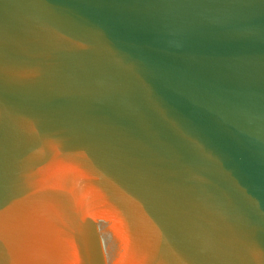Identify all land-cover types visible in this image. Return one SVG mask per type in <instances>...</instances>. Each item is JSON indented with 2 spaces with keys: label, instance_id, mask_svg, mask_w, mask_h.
<instances>
[{
  "label": "water",
  "instance_id": "obj_1",
  "mask_svg": "<svg viewBox=\"0 0 264 264\" xmlns=\"http://www.w3.org/2000/svg\"><path fill=\"white\" fill-rule=\"evenodd\" d=\"M0 264H264V0H0Z\"/></svg>",
  "mask_w": 264,
  "mask_h": 264
}]
</instances>
